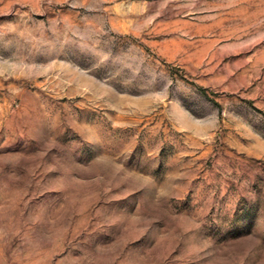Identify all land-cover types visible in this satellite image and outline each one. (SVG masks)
Instances as JSON below:
<instances>
[{"label":"rangeland","instance_id":"rangeland-1","mask_svg":"<svg viewBox=\"0 0 264 264\" xmlns=\"http://www.w3.org/2000/svg\"><path fill=\"white\" fill-rule=\"evenodd\" d=\"M0 264H264V0H0Z\"/></svg>","mask_w":264,"mask_h":264}]
</instances>
